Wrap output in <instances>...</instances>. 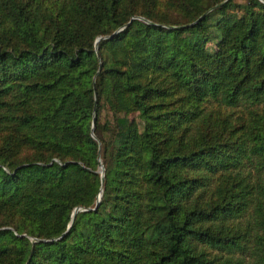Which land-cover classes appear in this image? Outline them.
Here are the masks:
<instances>
[{
    "label": "trees",
    "instance_id": "obj_1",
    "mask_svg": "<svg viewBox=\"0 0 264 264\" xmlns=\"http://www.w3.org/2000/svg\"><path fill=\"white\" fill-rule=\"evenodd\" d=\"M0 264H264V0H0Z\"/></svg>",
    "mask_w": 264,
    "mask_h": 264
},
{
    "label": "water",
    "instance_id": "obj_2",
    "mask_svg": "<svg viewBox=\"0 0 264 264\" xmlns=\"http://www.w3.org/2000/svg\"><path fill=\"white\" fill-rule=\"evenodd\" d=\"M224 1H227V0H224ZM141 19H143L144 21H147L148 23H151V24H152V22H150V21H148V20H146V19H144V18H141ZM197 20H199V18H198ZM119 30H120V28H119L117 31H119ZM117 31H115V33H116ZM111 36H112V35L99 36V37H97V39L95 40V43H94L95 51H96L97 53H98V41H99L100 39L108 38V37H111ZM94 124H95V107H94V109H93V114H92V125H91V133H92V136H93V137H95V135H94V133H93V131H94ZM99 152H100V151H99ZM98 172L101 173V175H102V179H103V177H104V166H103V164H102V162H101V160H100V157L98 158ZM101 190H102V189H100V193H99L98 196H97V200H96L95 206H94L93 208H91V207H87V208H86V207H77V208H75L74 211H73V213H72V219H74L75 215H76L78 212H80V211H90V210H94V209H96L97 206L99 205V202H100ZM71 222H72V221H71ZM71 222L69 223V225H68V227H67V230L69 229V227H70V225H71ZM67 230H66L64 233H62V235H60V236H58V237H56V238H54V239H58V238H60L61 236H63V235L67 232ZM31 240H32V242H34V241H36L37 239H36V238H31Z\"/></svg>",
    "mask_w": 264,
    "mask_h": 264
},
{
    "label": "rangeland",
    "instance_id": "obj_3",
    "mask_svg": "<svg viewBox=\"0 0 264 264\" xmlns=\"http://www.w3.org/2000/svg\"><path fill=\"white\" fill-rule=\"evenodd\" d=\"M98 171V170H97Z\"/></svg>",
    "mask_w": 264,
    "mask_h": 264
}]
</instances>
